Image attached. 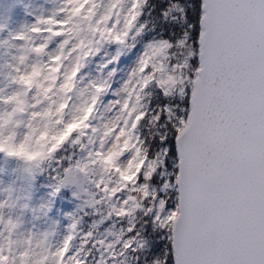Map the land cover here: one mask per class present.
<instances>
[{
	"label": "snow or ice",
	"instance_id": "1",
	"mask_svg": "<svg viewBox=\"0 0 264 264\" xmlns=\"http://www.w3.org/2000/svg\"><path fill=\"white\" fill-rule=\"evenodd\" d=\"M0 264H264V0H0Z\"/></svg>",
	"mask_w": 264,
	"mask_h": 264
}]
</instances>
